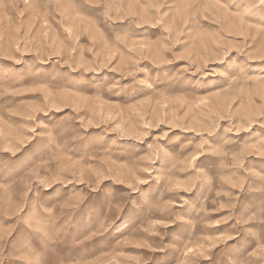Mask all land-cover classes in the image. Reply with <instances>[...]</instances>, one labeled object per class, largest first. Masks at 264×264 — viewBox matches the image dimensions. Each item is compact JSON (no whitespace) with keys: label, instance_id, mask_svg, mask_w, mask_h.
Here are the masks:
<instances>
[{"label":"rangeland","instance_id":"rangeland-1","mask_svg":"<svg viewBox=\"0 0 264 264\" xmlns=\"http://www.w3.org/2000/svg\"><path fill=\"white\" fill-rule=\"evenodd\" d=\"M0 264H264V0H0Z\"/></svg>","mask_w":264,"mask_h":264}]
</instances>
